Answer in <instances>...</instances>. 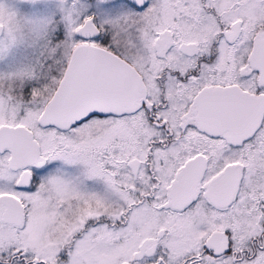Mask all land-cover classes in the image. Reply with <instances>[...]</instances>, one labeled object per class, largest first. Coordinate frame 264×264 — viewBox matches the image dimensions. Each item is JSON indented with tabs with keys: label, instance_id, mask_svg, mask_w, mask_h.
<instances>
[{
	"label": "snow or ice",
	"instance_id": "1",
	"mask_svg": "<svg viewBox=\"0 0 264 264\" xmlns=\"http://www.w3.org/2000/svg\"><path fill=\"white\" fill-rule=\"evenodd\" d=\"M0 264H264V0H0Z\"/></svg>",
	"mask_w": 264,
	"mask_h": 264
}]
</instances>
